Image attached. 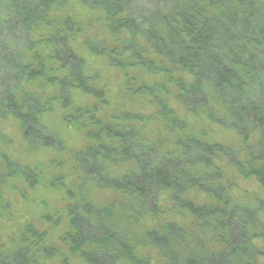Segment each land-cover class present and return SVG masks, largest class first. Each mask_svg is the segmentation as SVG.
<instances>
[{"label": "trees", "instance_id": "obj_1", "mask_svg": "<svg viewBox=\"0 0 264 264\" xmlns=\"http://www.w3.org/2000/svg\"><path fill=\"white\" fill-rule=\"evenodd\" d=\"M89 60L122 73L117 112ZM55 107L86 143L53 178L67 229L50 246L26 227L0 264H264V0H0V121L31 151L62 155L44 121ZM189 118L233 132L239 148ZM225 169L261 197L236 202ZM43 174L0 151V210L10 182L34 188ZM162 194L188 228L145 227Z\"/></svg>", "mask_w": 264, "mask_h": 264}, {"label": "rangeland", "instance_id": "obj_2", "mask_svg": "<svg viewBox=\"0 0 264 264\" xmlns=\"http://www.w3.org/2000/svg\"><path fill=\"white\" fill-rule=\"evenodd\" d=\"M91 64V71L96 72L102 82L107 84L108 97L105 101L110 106V112H117L120 104L119 92L122 86L123 75L117 69H112L98 61H88ZM78 97V96H77ZM78 99V101H77ZM76 99V105H84L90 102L81 97ZM106 104H103L104 106ZM46 125L52 128L58 137L63 141L64 152L58 155L52 151H31L22 141L15 122L11 120L0 121V151L6 153L13 161L21 166L42 169L44 171L42 183L32 188L23 181H13L3 191L0 210V249L7 250L12 243L18 241L28 226H33L47 235L50 246H58L59 238L67 229L66 208L68 199L64 191L60 190L59 183L53 178L61 173L57 165L61 162L66 165L67 161L73 157L74 153L81 150L85 143L84 134L75 130L66 122L63 114L55 107L51 113L44 117ZM192 132L203 134L214 143L225 146L239 148L240 142L236 135L228 130L207 124L202 119L195 120L189 118ZM149 128H152L148 124ZM65 173L62 172V175ZM226 180L232 184L231 196L238 203H245L255 197H261L259 190L252 180L240 178L233 169H225ZM61 175V176H62ZM66 175V174H65ZM60 178V177H59ZM52 185L58 191L52 190ZM68 181L66 182V184ZM62 185V184H60ZM65 185V184H64ZM92 197H97V193H92ZM189 199L204 204L207 199L197 193H190ZM160 214L154 219H147L145 227L156 222H176L188 228L191 225V218L188 214H176L172 210L170 197L162 194L159 197ZM264 250V243L262 246ZM65 254V253H64ZM151 254H146V258H151ZM150 260V259H149ZM39 264H81L77 259L57 257L50 262L41 261ZM149 264H153L149 262Z\"/></svg>", "mask_w": 264, "mask_h": 264}]
</instances>
